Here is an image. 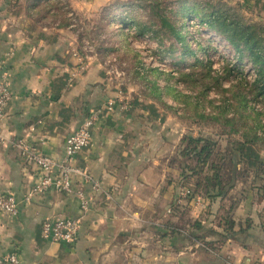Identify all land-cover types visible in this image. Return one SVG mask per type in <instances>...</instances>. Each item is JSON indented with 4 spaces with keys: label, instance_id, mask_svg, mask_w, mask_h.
<instances>
[{
    "label": "crops",
    "instance_id": "crops-1",
    "mask_svg": "<svg viewBox=\"0 0 264 264\" xmlns=\"http://www.w3.org/2000/svg\"><path fill=\"white\" fill-rule=\"evenodd\" d=\"M209 1L224 7L237 22L257 25L264 32V0ZM21 2L0 0V80H6L12 94L2 132L20 139L33 129L29 134L34 143L43 140L37 148L59 159L67 136L91 110L100 108L90 144L76 162L102 191L82 186L90 201L85 213L73 195L51 191L26 201L37 170L15 148L0 144V195L12 194L19 207L16 218L0 212V260L17 252L21 264H204L206 254L198 241L188 242L183 226L168 223L170 170L158 159L159 150L133 131L139 121L147 123L157 116L149 106L152 102L145 101L140 111L137 100L129 112L108 106L111 95L102 65L76 48L71 14L118 4L122 8L128 0H66L64 9L54 0H29V16L8 11ZM41 7H47L42 20L50 18L49 25L33 19L32 13ZM53 7L63 13V25ZM158 202L160 207H154ZM249 214L250 227L241 242L227 241L226 257L234 264H264V196ZM45 218L80 219L77 241L68 245L42 240L39 230Z\"/></svg>",
    "mask_w": 264,
    "mask_h": 264
},
{
    "label": "rangeland",
    "instance_id": "rangeland-1",
    "mask_svg": "<svg viewBox=\"0 0 264 264\" xmlns=\"http://www.w3.org/2000/svg\"><path fill=\"white\" fill-rule=\"evenodd\" d=\"M26 1L28 4L29 0H22L20 6L12 5L7 9L13 15L29 16ZM197 1L128 0L129 5L122 8H86L74 12L70 21L78 37L76 48L83 49L86 56L102 65L107 95H111L108 100L113 102V106L115 104L118 110L129 112L132 103L137 100V110L140 111L145 110L146 102H152L153 105L149 106L154 107L157 116L147 123L139 121L133 131L148 146L159 150L158 159H163L165 170L166 167L170 170L166 173L167 180L171 182L169 190L172 198L168 223L175 221L183 226L188 242L196 238L198 247L206 254L204 264H222L221 259L222 262L231 260L227 259L225 252L228 240L220 242L214 234L215 231L221 232L218 228L220 221L232 207L233 215L243 220L246 201H252L251 206L254 208L259 203L258 197L260 199L261 195L264 196V168L259 170L257 166L259 161L264 164V137L255 144L244 145L248 137L242 135L250 128H258L255 118H261V122H264V115L256 116L247 107L253 106L256 111H264V94L259 101L246 102V107L239 104V98L231 97L233 92L239 90V86L242 89V82H239L236 75L241 73L244 76L241 79L248 84L256 78L252 61L247 55L239 54L222 36L210 29L207 25L209 19L200 21L205 13L199 10L195 4ZM54 2L63 8L66 0ZM46 8H38L37 12L32 13L33 19L39 20L41 25H49L51 22L50 18L42 20ZM53 8L59 24L63 25V13ZM161 18L174 31L182 30L188 48L195 52L194 57L182 55L183 48L163 26ZM131 20L146 25L149 32L143 36L138 35ZM200 62L209 67L211 77H223L226 70L230 74L218 86L203 79L192 88L183 82L180 75L192 71L207 75L205 69L197 66ZM207 85L212 87L204 91L205 95H200L205 90L202 86ZM220 106L226 107V111L218 108ZM220 112L226 117H234L231 135L223 133L224 128L230 125H223L225 119L217 115ZM257 130L264 136L260 128ZM184 137L201 138L206 145L215 144L213 154L205 165L196 164V158L190 157L172 162V156L176 154ZM146 151L149 152L148 149ZM233 154L236 157V172H232L228 166ZM183 163L188 166L185 169L187 177L181 179L179 167ZM214 164L224 165L216 173L219 172L217 175L223 180L225 196L216 198L214 194L218 190L214 192L210 187L209 191L208 186L211 183L208 178L214 175V168L211 170L209 166L214 167ZM161 204L158 202L153 206L160 207Z\"/></svg>",
    "mask_w": 264,
    "mask_h": 264
},
{
    "label": "trees",
    "instance_id": "trees-1",
    "mask_svg": "<svg viewBox=\"0 0 264 264\" xmlns=\"http://www.w3.org/2000/svg\"><path fill=\"white\" fill-rule=\"evenodd\" d=\"M195 4L198 6L199 10L205 13V16L200 17L201 22H205L206 19H209L207 21V25L209 26L210 29L215 30L220 36L223 37V39L227 42L228 45L232 46L239 54L242 55H247L250 60L252 61L253 68L256 73V78L252 83H247L244 79V76L240 73L236 75L238 76L239 82H242V89L239 86V90L236 92H233L232 98L237 97L239 98V104L246 107V104L250 102V100L253 101H259V98L263 96L264 94V32L263 29L257 25H243L234 18H232L231 14L221 6H218L217 4H212L211 1L209 0H199L195 2ZM117 5V4H116ZM118 4L117 6H119ZM115 7V5H114ZM163 21V26H165L168 31L174 36L175 40L177 43L181 45L183 48V54L182 55H189L194 57L195 52L190 50L188 48V43L186 42L185 35L182 33V30L179 29L177 32L174 31L173 27L166 22L164 18H161ZM132 24L136 27L138 30L137 33L140 36L145 35L147 32H149V28L146 25H141L138 22H135L134 20H131ZM157 37V36H155ZM158 42L160 40L157 39ZM169 51V50H168ZM198 67L202 68L203 70L207 72L204 75L202 74H197L196 72L192 71L191 73L187 74H181L180 77L183 78V82L186 84H189L192 88H194L199 81H202L203 79H206L208 83H212L215 86L220 85V81L228 77L230 74L229 70H226L224 73L223 77H211L209 72V67L203 63H198ZM196 70V69H195ZM242 76V77H241ZM243 78V79H241ZM205 88L200 95H205L204 91H207L209 88L212 86H202ZM247 88V89H246ZM246 89V92H244ZM248 97V98H247ZM247 102V103H246ZM250 112L254 113L256 116L264 115V111H256L253 109V106H248ZM218 108H222V110L226 111V107L220 106ZM254 111H253V110ZM238 114V113H237ZM221 119H225L223 122V125H230L229 128H224V134L231 135L233 132L232 124L234 117H226L224 114L221 112L217 114ZM240 117L243 116V114H238ZM249 117V116H248ZM214 119L218 120L217 117ZM256 120L257 127L260 128L264 132V122H261L260 119H254ZM222 124V123H221ZM258 128H250L247 132H244L242 135L243 137H248L246 138V141L244 142V145L246 144H255L257 141H262L263 140V134L261 132H257ZM264 141V140H263ZM181 145L179 149L177 150L176 154L172 156V162H176V160L183 161L182 158L190 157L192 159L196 158V164L198 165H205L207 161L211 158V155L213 154V147L214 145H206L204 141L201 138H190V137H184L181 140ZM264 143V142H263ZM184 145V147H183ZM186 146V147H185ZM231 160L228 163V166L230 169H232V172H236V164H234V160H236V157L234 154L232 157H230ZM222 165H210L209 168L212 170L214 168V175L212 177H209L208 181H211V183L208 185L209 186V191L210 187L213 188L214 192V198L216 197H221L225 196V187L223 186V180L220 176L217 175L218 170L223 168ZM257 166L259 167V170L261 168H264V164L262 161H259ZM187 164L183 163L182 166L179 167L180 173L179 177L185 178L187 177L185 175V169H186ZM258 170V171H259ZM230 179V178H229ZM170 182V181H169ZM171 184V182H170ZM199 186V184H197ZM261 190V189H260ZM209 191L207 193H209ZM260 192V191H259ZM209 195V194H208ZM262 197V196H261ZM260 197V199H261ZM250 198H247V200H250ZM258 197V200H260ZM252 201H246V204H244V213L247 215L245 218L242 220V217H235L233 215V207L230 208L227 212V215L225 218L220 221L219 227L221 232L215 231L214 234L216 235L217 239L220 242H224L227 240H234V241H240L239 238L240 236L247 231L250 227V222H249V212L252 210L251 206ZM235 204V203H232ZM254 206V203H253ZM230 217V219L228 218ZM236 219V220H235ZM236 221V222H235ZM173 233H177L176 230H173ZM196 239V238H195ZM241 242V241H240Z\"/></svg>",
    "mask_w": 264,
    "mask_h": 264
},
{
    "label": "built area",
    "instance_id": "built-area-1",
    "mask_svg": "<svg viewBox=\"0 0 264 264\" xmlns=\"http://www.w3.org/2000/svg\"><path fill=\"white\" fill-rule=\"evenodd\" d=\"M11 98L12 94L6 80H0V144L15 148L24 162L37 170V180L25 200L28 201L32 196L53 191L58 194L75 196L80 211L87 212L90 201L84 194L82 186L89 184L95 192H101L102 188L86 169L77 165L76 158L89 146L91 131L99 118L101 109L91 110L79 127L67 136L63 155L58 159L37 148V144H43V140L39 139L38 143H34L33 136L29 134L33 129H30L20 139L3 134L2 121ZM108 106H113V102H109ZM0 212L9 218L18 216V203L12 194L0 195ZM79 230L80 219L78 218H45L40 223L39 231L40 237L44 241L72 245L78 239ZM0 264H21V259L17 252H12L4 256L0 260ZM224 264L234 263L226 260Z\"/></svg>",
    "mask_w": 264,
    "mask_h": 264
}]
</instances>
